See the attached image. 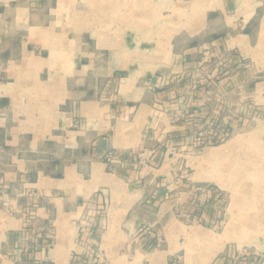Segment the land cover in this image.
Segmentation results:
<instances>
[{"label":"crops","instance_id":"0c3cea01","mask_svg":"<svg viewBox=\"0 0 264 264\" xmlns=\"http://www.w3.org/2000/svg\"><path fill=\"white\" fill-rule=\"evenodd\" d=\"M187 2L193 7L183 10L194 13L164 40L166 54L154 63L158 39L147 28L153 22L143 15L122 22L116 1L78 7L0 0V264H93L98 250L106 264H177L178 252L183 264H264L256 249L241 248L245 240L229 245L246 229L214 236L222 215L215 204L191 219L162 180L153 190V179L140 174L141 150L159 146L153 163L161 171L171 150L159 144L170 147L188 135L182 119L168 113L190 88L193 125L209 122L203 117L217 107L247 114L264 108V0ZM60 10L75 17L73 30L64 29L68 18ZM237 20L241 32L229 33ZM110 26L117 30L105 32ZM205 49L213 51L208 66ZM205 68V86L192 84L188 72L197 77ZM182 73L187 78L176 79ZM41 145L61 152L32 159ZM153 235L164 245L147 248Z\"/></svg>","mask_w":264,"mask_h":264},{"label":"rangeland","instance_id":"374dc122","mask_svg":"<svg viewBox=\"0 0 264 264\" xmlns=\"http://www.w3.org/2000/svg\"><path fill=\"white\" fill-rule=\"evenodd\" d=\"M82 1L84 0H62L64 4L74 2L78 4V7ZM109 1H116L121 4L118 16L122 22L132 19L133 15H143L153 22L147 28L151 29L153 37L158 39V42L153 43V46H157L158 50V53L154 54L153 57L154 63L160 58L159 52L162 51L164 55L166 54L167 42L164 40L183 30V23L187 22V16L189 15L190 17L194 13L193 11H189L190 9L187 12L183 10L186 7H193L191 3L187 2L188 0ZM59 13H63L65 19L66 17L68 18L64 29H72L69 23L75 17L66 16L67 14L64 10H60ZM91 13L90 17L94 18L96 11ZM258 14L261 16L262 11H258ZM198 16L204 18V11L198 13ZM229 16L231 19V17H235V13H230ZM238 22V20L235 22L232 32L229 33L241 32V25ZM132 28L122 26L120 30L125 31ZM104 30L107 33H112V31L117 30V27H105ZM222 34L225 35V32H222ZM212 52L209 49H205L201 54L203 63L206 66H208ZM223 58L220 60L222 61ZM196 72L197 77L196 75L193 77L192 71H190L188 75L187 73H182L176 76V79L180 77L187 78L188 76L192 84L205 86L210 75L208 68ZM126 76L127 74L122 75V77ZM192 92L193 87L185 94L177 109L168 113L169 118L182 119L183 123L180 125L184 127L185 131H188V135L184 140L171 144L170 147L166 146V141L164 144H159L165 151L168 148L171 150V153L165 156L167 158L165 161L166 165H164V169L161 171L153 163L155 149L159 146L152 144L146 146V149L141 150L138 153L139 158L137 160L140 174L148 179H153V182L162 180L163 187L169 194L176 195L180 198V201H184L186 212L193 215L191 219L199 221L200 214L204 211L205 207L211 202L215 204L217 210L222 215L214 230V236L224 240V237L230 238V234L227 233L228 230L230 231V227L235 226V232L246 229L243 235L233 233L232 236L234 238L230 241L229 245L237 248V244L240 245L241 240H245V244L249 245H246V247L242 245L240 247L243 250L248 249V251L256 249L259 257L264 261V108H261L258 112L254 109V112L249 111L248 114L245 110L243 111L244 114L241 113L240 108L217 107L213 109L211 114L209 113L203 117L212 118L209 122H200L201 124L197 123V125H193L192 121L188 119L192 118ZM254 118H258V120L251 125ZM239 128H245V130L240 131L241 134L239 135L236 134L233 137L234 139L229 140L228 143L215 147L219 149L220 153L213 158L210 157V147L224 143L226 139L231 137L234 130ZM219 134L223 135V139L218 138ZM236 136L240 137L236 138ZM60 152V146L41 145L37 147L36 156L32 157V159L45 160L49 156H55L56 153L60 154ZM226 153L230 154L231 163L229 160H226ZM245 163L249 164L245 166ZM155 182L152 183L153 190L157 188ZM176 210L178 212L182 211L181 208H177ZM226 216L227 219H225ZM248 227L250 229L253 228L251 229L252 231L258 228L259 231L257 233L248 232ZM48 235L49 237H53L54 231L50 229ZM200 242L205 246L208 245L205 241L201 240ZM163 245L164 237L162 235H153L145 243V246L151 249H156ZM176 260L177 264H183L184 252H178ZM93 264H106L99 250L96 251Z\"/></svg>","mask_w":264,"mask_h":264},{"label":"bare ground","instance_id":"6f19581e","mask_svg":"<svg viewBox=\"0 0 264 264\" xmlns=\"http://www.w3.org/2000/svg\"><path fill=\"white\" fill-rule=\"evenodd\" d=\"M239 137H240V136H238V137L236 136V138H239ZM219 153H220V152H219V149L215 148V149L211 150V152H210L209 155H210V157L213 158L214 156H217ZM216 160H217V159H216ZM218 161H220V159H218ZM216 162H217V161H216ZM244 162H245V161H244ZM249 163H250V162H249ZM249 163H248V164H249ZM251 163H252V162H251ZM245 164H246V165H245ZM245 164H244L245 166L248 165L247 163H245ZM258 167H259V166H258ZM262 167H263V166H262ZM237 168H238V167H237ZM243 168H244V166H243ZM247 168H249V167H247ZM256 169H257V168H256ZM257 173H258V172H257ZM261 173H263V172H261ZM250 176H251V175H250ZM263 176H264V174H263ZM238 177H239V176H238ZM260 179H261V178H260ZM263 179H264V178H263ZM262 182H263V180H262ZM225 232H226V231H225ZM230 232H231V229H230V231H229V230L227 231L228 234H230ZM227 233H226V235H227ZM224 235H225V234H224Z\"/></svg>","mask_w":264,"mask_h":264},{"label":"built area","instance_id":"2783aa9c","mask_svg":"<svg viewBox=\"0 0 264 264\" xmlns=\"http://www.w3.org/2000/svg\"><path fill=\"white\" fill-rule=\"evenodd\" d=\"M218 138L223 139V135H222V134H219V135H218Z\"/></svg>","mask_w":264,"mask_h":264}]
</instances>
